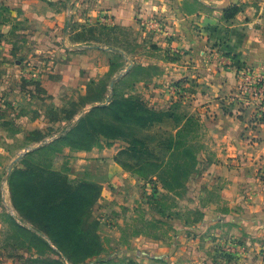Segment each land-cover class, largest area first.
<instances>
[{
  "label": "rangeland",
  "instance_id": "374dc122",
  "mask_svg": "<svg viewBox=\"0 0 264 264\" xmlns=\"http://www.w3.org/2000/svg\"><path fill=\"white\" fill-rule=\"evenodd\" d=\"M25 1L0 0V264H167L140 255L155 250L173 264H264V231L255 232L249 211L255 189L223 198L203 164L209 127L180 111L195 101L201 114L211 111L200 96L212 63V7L223 0ZM67 9L63 30L83 56V80L72 88L60 41L37 52L44 21ZM193 51L206 74L191 73ZM142 108L158 119L139 125ZM82 184L94 187L76 214L83 248L63 243L47 214Z\"/></svg>",
  "mask_w": 264,
  "mask_h": 264
},
{
  "label": "crops",
  "instance_id": "0c3cea01",
  "mask_svg": "<svg viewBox=\"0 0 264 264\" xmlns=\"http://www.w3.org/2000/svg\"><path fill=\"white\" fill-rule=\"evenodd\" d=\"M10 2L18 5L17 7L26 3L25 0H10ZM229 5L237 6L239 12L232 19L224 21V25L219 26L218 29L215 18ZM136 6L135 1L130 2V7L135 9ZM145 9L147 10L143 7L140 11L144 12ZM65 11L52 14L50 23L44 21V29L47 31L46 41L44 40L43 46L39 47L37 52L51 51L49 48L51 43L60 41L63 49H58V52L60 51V54L64 52L65 55L62 54L64 58L68 56V59L60 64L62 69L67 70L63 79L66 86L72 88L79 86L83 80L79 75L80 71L77 70L83 67L81 62L83 56L79 55L82 47L70 44L63 30L70 20V10ZM126 24H133L130 18ZM212 27H214L210 38L212 55L209 58V62L212 63L207 64L209 69L203 80L206 82L207 92L200 96L209 101L208 107L211 111H207L206 115L201 114L197 101L192 106L181 107L180 111L187 117L192 115L199 117L200 122H204L209 127L212 152L211 150L204 152L203 164L212 169V181L222 186L220 194L223 198L226 201L233 199L236 201L239 200L240 195L246 193L244 191L255 189L256 205L249 207V211L257 221L255 232H259V228L264 231V119L259 118L256 108L239 99L236 90L238 66L246 65L256 71H264V0L219 2L212 7ZM185 40H183L184 45L187 46ZM194 45L196 47V44ZM192 53L191 58L195 61V65L190 66L194 68L191 73L193 76L206 74L205 69L202 68L204 65L201 63L202 59L197 53L195 54V51ZM188 67L186 65L182 68ZM184 70L185 73L188 71ZM261 177L263 178L260 179ZM245 227L247 231L254 230L253 226L245 225ZM140 255L150 261L151 258L160 257L167 261V264H173L171 257L164 256L156 250L153 253L140 252ZM177 264H181V261Z\"/></svg>",
  "mask_w": 264,
  "mask_h": 264
},
{
  "label": "trees",
  "instance_id": "16d2710c",
  "mask_svg": "<svg viewBox=\"0 0 264 264\" xmlns=\"http://www.w3.org/2000/svg\"><path fill=\"white\" fill-rule=\"evenodd\" d=\"M239 8L237 6H232L229 10L225 9L223 12L224 18L229 20L232 19L236 14H238ZM136 104V103H134ZM142 114L138 115L137 121L139 125H148L152 122H154L158 118H153L152 116H157L158 114L154 111H151L149 109L142 108L141 111ZM165 115V114H163ZM110 131H113L114 134L118 133V130L116 127L109 128ZM104 137H107L106 134H103ZM18 175H21L18 173ZM17 174H14L11 178V186L14 187L15 181L18 180ZM16 176V177H15ZM24 187L26 185L22 183ZM42 185H48L50 188H53L54 191L59 192V186L57 184H54L50 180V178H45ZM52 185V186H51ZM49 188V189H50ZM60 193V192H59ZM68 193V192H67ZM86 193H92V197L94 195V187L92 185H86L82 184L78 187L77 190L68 193L62 200V202L58 204H54L49 207L47 210V214L52 216L55 220L52 222H55V227H58V231L65 233L63 243L70 242L76 246L84 247L83 240H81L80 236V222L77 218L76 214L79 211L80 208H84L89 206L92 203V197H86ZM97 194V192H96ZM47 194H45V197H43L44 201H50ZM12 200H14V204L16 203L15 199L12 196ZM78 201H82L81 206H79ZM33 203V199H32ZM34 204V203H33ZM17 205V204H15ZM33 206V205H32ZM18 206H16L17 208ZM18 210H20L18 208ZM21 211V210H20ZM52 244L56 246L60 250V254L65 258V260L69 261V257L67 255V252L63 249H61V245L57 240H52Z\"/></svg>",
  "mask_w": 264,
  "mask_h": 264
},
{
  "label": "built area",
  "instance_id": "2783aa9c",
  "mask_svg": "<svg viewBox=\"0 0 264 264\" xmlns=\"http://www.w3.org/2000/svg\"><path fill=\"white\" fill-rule=\"evenodd\" d=\"M236 90L240 100L247 102L264 119V71H256L246 65L238 66ZM261 110V111H260Z\"/></svg>",
  "mask_w": 264,
  "mask_h": 264
},
{
  "label": "water",
  "instance_id": "95a60500",
  "mask_svg": "<svg viewBox=\"0 0 264 264\" xmlns=\"http://www.w3.org/2000/svg\"><path fill=\"white\" fill-rule=\"evenodd\" d=\"M21 156H22V155H21ZM21 156H20V157H21Z\"/></svg>",
  "mask_w": 264,
  "mask_h": 264
}]
</instances>
